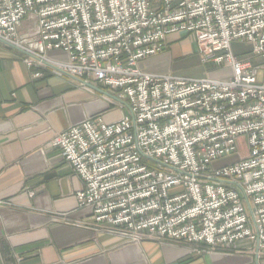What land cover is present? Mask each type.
Returning a JSON list of instances; mask_svg holds the SVG:
<instances>
[{
  "label": "built area",
  "instance_id": "2783aa9c",
  "mask_svg": "<svg viewBox=\"0 0 264 264\" xmlns=\"http://www.w3.org/2000/svg\"><path fill=\"white\" fill-rule=\"evenodd\" d=\"M174 33L193 34L202 63L230 77L144 71L140 62ZM0 37L43 60L65 52L55 65L128 103L117 121L88 117L52 141L81 179L79 205L95 225L191 256L242 241L264 256V83L232 47L241 40L264 55V0H0ZM241 139L248 154L216 167Z\"/></svg>",
  "mask_w": 264,
  "mask_h": 264
},
{
  "label": "crops",
  "instance_id": "0c3cea01",
  "mask_svg": "<svg viewBox=\"0 0 264 264\" xmlns=\"http://www.w3.org/2000/svg\"><path fill=\"white\" fill-rule=\"evenodd\" d=\"M32 25L24 21L20 34ZM182 35L170 34L168 48L149 57L150 63L165 66L185 52L197 53L194 41L188 48L173 44ZM238 55L259 66L264 83V55L251 48ZM47 58L68 60L60 50L49 51ZM128 111L120 100L0 41V264H264L251 241L237 243L232 255L191 256L183 245L133 243L93 223L79 205L81 179L52 141L85 118L112 123Z\"/></svg>",
  "mask_w": 264,
  "mask_h": 264
},
{
  "label": "rangeland",
  "instance_id": "374dc122",
  "mask_svg": "<svg viewBox=\"0 0 264 264\" xmlns=\"http://www.w3.org/2000/svg\"><path fill=\"white\" fill-rule=\"evenodd\" d=\"M182 34H185V35L183 36ZM181 35L182 36H179V39L173 43V44H177V47L182 45L188 48V46L189 47L193 46V41L194 43H196V46H197L196 38L193 34L181 33ZM232 47H233L234 52L238 54V53L247 51L249 48H251V44L245 41H241V40H234L232 43ZM167 48H168V43H167L166 49ZM184 55L185 56H183L180 59H173V60L168 61L165 66H163V64L162 66H157V65L154 66L150 63L151 58H146L140 62V67L144 71H168L169 72L170 70H172L173 74L180 75V76H186V77H203V76H211V77H216V78L230 77V74L226 70H220L218 69V67H216L213 64L202 63L198 47H197V53L191 51V52H185ZM92 83L96 84L95 82H92ZM241 141L242 139L240 140V143L238 146V152H236L235 154L217 159L214 162V165L216 167L224 166V165H227L234 161L239 160L243 156H246L249 150H248L247 145L242 143ZM251 250H252L251 257L254 258L255 252L253 249ZM234 252H236V247L232 248L229 252H226V253L224 252V253H213V254L232 255L234 254ZM202 255H208V254H202Z\"/></svg>",
  "mask_w": 264,
  "mask_h": 264
},
{
  "label": "water",
  "instance_id": "95a60500",
  "mask_svg": "<svg viewBox=\"0 0 264 264\" xmlns=\"http://www.w3.org/2000/svg\"><path fill=\"white\" fill-rule=\"evenodd\" d=\"M0 41H1V42H4L5 44H7V45L13 47L14 49H16V50H18V51H20V52H22V53H24V54H27L28 56H30V57H32V58H34V59H36V60L42 61V62H44V63H46V64H48V65H50V66L56 68V69L59 70L60 72H63V73H65V74H68V75L72 76V77L75 78L77 81H79V82H81V83H84V84H86V85H88V86H90V87H92V88H95V89L101 91L103 94H106V95H108V96H110V97H113V98H116V99L120 100L123 104H125V105L129 108V105H128V103H127L126 101H124V100L118 98L117 96H114L113 94H111V93H109V92H107V91H105V90H103V89H101V88H99V87L93 85L92 83H90V82H88V81H86V80H84V79H82V78H79V77H77V76H75V75H72L71 73L67 72L66 70H64V69L60 68L59 66L55 65L53 62H49L48 60H43V59H41L40 57H38L37 55L33 54L32 52L26 50L25 48H23V47H21V46H19V45H17V44H14L13 42H10V41H8V40H5V39H3V38H1V37H0Z\"/></svg>",
  "mask_w": 264,
  "mask_h": 264
}]
</instances>
